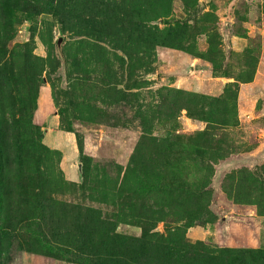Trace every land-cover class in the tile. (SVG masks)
Wrapping results in <instances>:
<instances>
[{
  "label": "rangeland",
  "instance_id": "374dc122",
  "mask_svg": "<svg viewBox=\"0 0 264 264\" xmlns=\"http://www.w3.org/2000/svg\"><path fill=\"white\" fill-rule=\"evenodd\" d=\"M0 264H264V0H0Z\"/></svg>",
  "mask_w": 264,
  "mask_h": 264
},
{
  "label": "water",
  "instance_id": "95a60500",
  "mask_svg": "<svg viewBox=\"0 0 264 264\" xmlns=\"http://www.w3.org/2000/svg\"><path fill=\"white\" fill-rule=\"evenodd\" d=\"M62 41H63L62 37H59L57 39V42H56V51H57V54H58L59 59L61 61V70L64 71L65 70V58H64L63 52H62ZM80 168H81L80 167V164H78V170H79V172L81 170Z\"/></svg>",
  "mask_w": 264,
  "mask_h": 264
}]
</instances>
